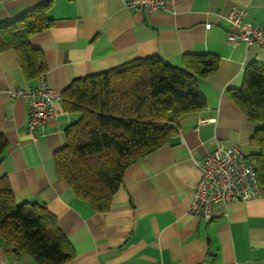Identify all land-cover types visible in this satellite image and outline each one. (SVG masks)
I'll return each mask as SVG.
<instances>
[{
  "label": "crops",
  "instance_id": "1",
  "mask_svg": "<svg viewBox=\"0 0 264 264\" xmlns=\"http://www.w3.org/2000/svg\"><path fill=\"white\" fill-rule=\"evenodd\" d=\"M48 0H0V22ZM127 0H52L50 27L30 42L44 54V79L58 92L71 79L106 70L136 57L159 55L179 65L185 53L219 56L217 72L199 81L207 106L183 116L167 144L131 163L110 208L94 211L76 197L55 170L54 153L65 143L72 117L62 113L37 129L26 127L27 98L8 91L26 89L12 50L0 53V132L7 147L0 161L18 202L45 204L72 244L64 264H264L262 196L212 206L208 219L190 212L197 161L216 146H237L245 155L255 129L230 99L252 62L264 64V48L226 43L225 16L240 6L254 24L264 25V0H164L158 13L130 10ZM210 27H206V24ZM204 119L203 122H199ZM0 264H36L14 257L0 238Z\"/></svg>",
  "mask_w": 264,
  "mask_h": 264
},
{
  "label": "trees",
  "instance_id": "2",
  "mask_svg": "<svg viewBox=\"0 0 264 264\" xmlns=\"http://www.w3.org/2000/svg\"><path fill=\"white\" fill-rule=\"evenodd\" d=\"M52 0L0 22V53L12 50L26 80L45 73L40 48L30 38L51 26ZM220 58L212 52L185 53L174 65L159 55L136 57L106 70L75 77L61 91L62 107L72 117L65 143L54 153L56 173L74 195L96 212L107 211L125 169L169 142L180 119L207 105L199 81L215 74ZM230 99L255 124L248 139L264 188V64L250 63ZM7 142L0 132V161ZM0 238L14 257L36 264H64L75 251L45 204L18 202L0 176Z\"/></svg>",
  "mask_w": 264,
  "mask_h": 264
},
{
  "label": "built area",
  "instance_id": "3",
  "mask_svg": "<svg viewBox=\"0 0 264 264\" xmlns=\"http://www.w3.org/2000/svg\"><path fill=\"white\" fill-rule=\"evenodd\" d=\"M128 9H145L158 13L165 8L164 0H127ZM227 23L226 43L245 46L256 44L264 48V25L254 24L247 18V12L240 6L232 7L225 16ZM207 28L210 24L205 25ZM11 99L27 98V130L38 137L37 129L44 123L62 113L61 93L49 86L40 74L35 83L28 88H15L8 91ZM201 119L199 122H203ZM199 177L193 187V200L190 212L208 219L212 206L221 202L246 201L262 196L263 188L256 176L253 161L237 146H216L200 161H197Z\"/></svg>",
  "mask_w": 264,
  "mask_h": 264
},
{
  "label": "rangeland",
  "instance_id": "4",
  "mask_svg": "<svg viewBox=\"0 0 264 264\" xmlns=\"http://www.w3.org/2000/svg\"><path fill=\"white\" fill-rule=\"evenodd\" d=\"M251 150H252V147H251Z\"/></svg>",
  "mask_w": 264,
  "mask_h": 264
}]
</instances>
